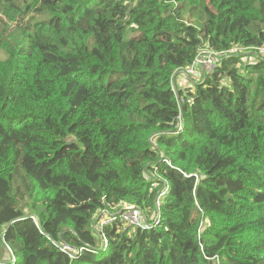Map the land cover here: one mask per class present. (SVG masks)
<instances>
[{
  "label": "trees",
  "instance_id": "1",
  "mask_svg": "<svg viewBox=\"0 0 264 264\" xmlns=\"http://www.w3.org/2000/svg\"><path fill=\"white\" fill-rule=\"evenodd\" d=\"M263 47L264 0H0V264H264Z\"/></svg>",
  "mask_w": 264,
  "mask_h": 264
},
{
  "label": "built area",
  "instance_id": "2",
  "mask_svg": "<svg viewBox=\"0 0 264 264\" xmlns=\"http://www.w3.org/2000/svg\"><path fill=\"white\" fill-rule=\"evenodd\" d=\"M238 51L237 48H232L228 51V53L233 54ZM261 52L264 53V47L261 49ZM225 52L215 53L211 51L207 47L201 48L194 61L180 71L183 75L186 76L189 80L196 82L199 81L201 76L205 73H212L216 68V64L218 62V57L221 55H225ZM173 91H177V89H182L179 85H172ZM167 189L161 192L160 196L164 197L166 195ZM117 208H120L118 213L110 214L109 209H104L100 211L96 215L95 222L92 226L93 231L99 233L102 231L103 226L112 224L113 222L120 220L123 223H126L130 227L140 228L141 230L147 231L151 227H156L159 224L158 216H151L148 221L142 218L141 211L135 208L132 205L121 204ZM69 250L68 248H65Z\"/></svg>",
  "mask_w": 264,
  "mask_h": 264
},
{
  "label": "crops",
  "instance_id": "3",
  "mask_svg": "<svg viewBox=\"0 0 264 264\" xmlns=\"http://www.w3.org/2000/svg\"><path fill=\"white\" fill-rule=\"evenodd\" d=\"M174 82L179 85L182 89L190 88L193 85V81L186 78L182 73H178L175 76Z\"/></svg>",
  "mask_w": 264,
  "mask_h": 264
},
{
  "label": "rangeland",
  "instance_id": "4",
  "mask_svg": "<svg viewBox=\"0 0 264 264\" xmlns=\"http://www.w3.org/2000/svg\"><path fill=\"white\" fill-rule=\"evenodd\" d=\"M243 60H248L247 57H243ZM26 213H28V210H25Z\"/></svg>",
  "mask_w": 264,
  "mask_h": 264
}]
</instances>
